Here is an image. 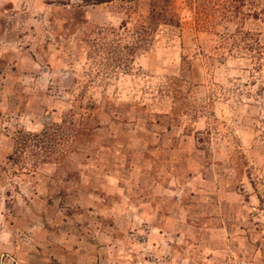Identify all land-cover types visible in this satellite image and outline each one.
I'll list each match as a JSON object with an SVG mask.
<instances>
[{
    "label": "rangeland",
    "instance_id": "1",
    "mask_svg": "<svg viewBox=\"0 0 264 264\" xmlns=\"http://www.w3.org/2000/svg\"><path fill=\"white\" fill-rule=\"evenodd\" d=\"M58 1L0 0V264H264V0Z\"/></svg>",
    "mask_w": 264,
    "mask_h": 264
},
{
    "label": "trees",
    "instance_id": "2",
    "mask_svg": "<svg viewBox=\"0 0 264 264\" xmlns=\"http://www.w3.org/2000/svg\"><path fill=\"white\" fill-rule=\"evenodd\" d=\"M110 0H78V3H74L77 8L80 7V6H87V5H98V4H103V3H107L109 2ZM166 1V0H164ZM159 2H161L160 4H162L163 0H158L157 2H154L155 5H157L158 9L157 8H152L150 10V14H149V20L151 21V26H153V20L155 19H159L160 17L163 16L161 10L159 9L160 7V4H158ZM59 4H62V5H67V4H70L69 3V0H60L58 1ZM242 3V2H240ZM145 30H146V27L144 25V23L140 24L138 26V28H136V43H141L142 41H144V37H145Z\"/></svg>",
    "mask_w": 264,
    "mask_h": 264
}]
</instances>
